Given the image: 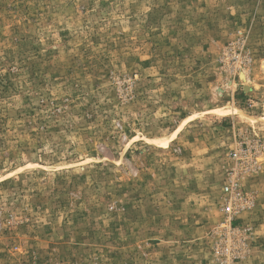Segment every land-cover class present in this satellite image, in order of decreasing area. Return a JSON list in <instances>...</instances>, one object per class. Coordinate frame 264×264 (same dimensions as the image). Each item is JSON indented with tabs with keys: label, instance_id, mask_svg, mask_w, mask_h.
<instances>
[{
	"label": "rangeland",
	"instance_id": "rangeland-1",
	"mask_svg": "<svg viewBox=\"0 0 264 264\" xmlns=\"http://www.w3.org/2000/svg\"><path fill=\"white\" fill-rule=\"evenodd\" d=\"M0 264H264V0H0Z\"/></svg>",
	"mask_w": 264,
	"mask_h": 264
},
{
	"label": "built area",
	"instance_id": "built-area-1",
	"mask_svg": "<svg viewBox=\"0 0 264 264\" xmlns=\"http://www.w3.org/2000/svg\"><path fill=\"white\" fill-rule=\"evenodd\" d=\"M239 183L235 181H231L229 185L226 186V191L230 192L232 195L236 194L238 192ZM241 198V197H239ZM245 206L244 202H239V200H236V203L232 200L225 205V211L228 214L235 213L237 209H241Z\"/></svg>",
	"mask_w": 264,
	"mask_h": 264
}]
</instances>
